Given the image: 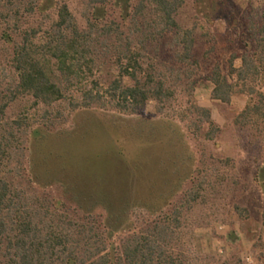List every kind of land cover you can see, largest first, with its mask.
I'll return each instance as SVG.
<instances>
[{
    "label": "trees",
    "instance_id": "trees-1",
    "mask_svg": "<svg viewBox=\"0 0 264 264\" xmlns=\"http://www.w3.org/2000/svg\"><path fill=\"white\" fill-rule=\"evenodd\" d=\"M188 1L80 0L82 27L69 0H0L1 40L13 49L17 76L11 102L28 97L35 107L69 102L71 113L99 108L135 116L151 103L165 105L175 98L168 75L157 64V57L171 49L180 70L201 72L203 62L209 63L206 75L189 87L191 100L201 82L213 85L212 98L222 104L247 95L236 124L264 130V0L251 2L238 15L228 14L223 0H194L195 18L185 26L181 18ZM37 17L42 21L30 23ZM221 23L233 33L229 44L238 43L243 50L231 55L227 72L214 48L202 57L197 53L209 36L205 28ZM239 60L241 67L236 68ZM192 108L209 127L204 138L215 140L220 129L211 112L195 104ZM45 120L38 129L27 117L0 124V264H200L174 248L183 217L200 202L204 188L203 183L195 185L192 165L187 168L193 177L175 171L168 193L155 186L147 191L129 187L124 196L117 187L101 192L100 174L92 176L91 188H76L61 168L59 175L37 170L35 153L57 137L52 135L54 120ZM111 149L105 166L97 160L102 165L97 173L102 170L103 181L117 186L123 179L119 167H131V160L120 149ZM125 178L133 182L131 176ZM256 180L264 194V165ZM176 182H191L194 189L172 204L182 193ZM143 212L147 218L139 229L133 218Z\"/></svg>",
    "mask_w": 264,
    "mask_h": 264
},
{
    "label": "rangeland",
    "instance_id": "rangeland-1",
    "mask_svg": "<svg viewBox=\"0 0 264 264\" xmlns=\"http://www.w3.org/2000/svg\"><path fill=\"white\" fill-rule=\"evenodd\" d=\"M69 1L83 27L80 0ZM223 1L230 7L228 14L238 15L251 2L258 0ZM115 13L111 10L112 16L115 17ZM47 15L52 16L53 10ZM182 15L181 23L185 26L191 18H195L194 0L188 1ZM41 21L42 18L37 17L30 23ZM207 32L209 36L202 39L197 53L202 57L206 51L214 48L221 57L224 72H227L231 55L243 53V50L238 43L229 44L227 39L232 38L233 33L228 32L224 23L206 27ZM203 34L200 33V36ZM1 36L0 29V124H12L27 117L38 129L47 121L46 117L54 120L52 135L57 137H50L44 149L34 155L38 171L59 175L62 174L61 168L67 173L66 176L72 178L73 185L80 188H91L94 184L92 176L100 174L101 192L117 187L116 190H121L120 194L124 196L129 187L136 190L141 188V191H147V186H155L161 192L169 190L173 186L176 170L183 173L182 176L186 174L183 178L193 177L187 168V165H192L195 185L203 183L204 188L197 206L185 213L180 237L174 248L177 252L189 253L200 264H264V194L256 180L259 168L264 165V130L245 129L236 124L248 104L247 95H235L231 103L222 104L212 98L213 85L201 82L191 100L189 87L206 75L209 63L203 62L201 72L190 68L180 70L173 60L171 49H165L158 56L159 60L157 57V64L168 75L176 96L165 105L151 103L138 115L124 116L99 108L71 113L69 102L47 109L35 107L34 101L28 97H20L13 103L11 100L17 86V76L11 64L13 49L1 40ZM240 67L239 60L236 68ZM193 104L211 112L214 123L220 129L215 140L207 141L204 138L209 127L193 115ZM5 106L7 108L1 115V109ZM111 148L120 149L126 153L128 162L131 160V167L125 164L119 167L123 179L117 186L103 181L105 174L101 173L102 170L97 173L102 167L101 163L106 165V153L109 155ZM50 153L54 156H50ZM178 155L179 158H176ZM189 156L194 161H189ZM97 160H103L98 164L101 167L96 165ZM63 163L64 170L61 166ZM163 169L165 172H162ZM160 175L166 177L163 183L158 181ZM126 176H131L133 182L127 183L124 180ZM138 183L141 185L138 186ZM176 183L182 193L172 204L185 200L187 193L194 189L191 182L185 186ZM143 213L133 218L139 229L147 218Z\"/></svg>",
    "mask_w": 264,
    "mask_h": 264
}]
</instances>
